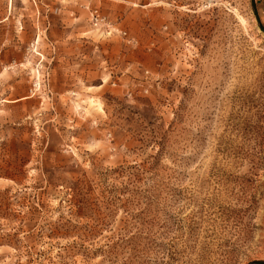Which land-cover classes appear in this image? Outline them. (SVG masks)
Returning a JSON list of instances; mask_svg holds the SVG:
<instances>
[{
    "label": "rangeland",
    "instance_id": "rangeland-1",
    "mask_svg": "<svg viewBox=\"0 0 264 264\" xmlns=\"http://www.w3.org/2000/svg\"><path fill=\"white\" fill-rule=\"evenodd\" d=\"M0 264H264V0H0Z\"/></svg>",
    "mask_w": 264,
    "mask_h": 264
},
{
    "label": "built area",
    "instance_id": "built-area-1",
    "mask_svg": "<svg viewBox=\"0 0 264 264\" xmlns=\"http://www.w3.org/2000/svg\"><path fill=\"white\" fill-rule=\"evenodd\" d=\"M97 21L99 20V17L97 16V19H96ZM107 33L109 34V35H111V34H113V31L111 30V29H108L107 30Z\"/></svg>",
    "mask_w": 264,
    "mask_h": 264
}]
</instances>
